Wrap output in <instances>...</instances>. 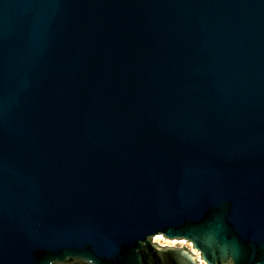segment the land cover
Wrapping results in <instances>:
<instances>
[{"label": "water", "instance_id": "95a60500", "mask_svg": "<svg viewBox=\"0 0 264 264\" xmlns=\"http://www.w3.org/2000/svg\"><path fill=\"white\" fill-rule=\"evenodd\" d=\"M264 264V0H0V264Z\"/></svg>", "mask_w": 264, "mask_h": 264}, {"label": "bare ground", "instance_id": "6f19581e", "mask_svg": "<svg viewBox=\"0 0 264 264\" xmlns=\"http://www.w3.org/2000/svg\"><path fill=\"white\" fill-rule=\"evenodd\" d=\"M156 237V236H155ZM169 240V239H168ZM166 240V238H164L161 234L159 236H157L155 238V241L156 242H161V241H166L167 244H164L165 247H171V248H175V246L177 244H180V243H187L185 241H178V240ZM190 251H192V254L195 255L200 263L201 259H200V255L198 252H196L192 247L191 245L189 244V248H188ZM201 264H204L202 261H201Z\"/></svg>", "mask_w": 264, "mask_h": 264}, {"label": "rangeland", "instance_id": "374dc122", "mask_svg": "<svg viewBox=\"0 0 264 264\" xmlns=\"http://www.w3.org/2000/svg\"><path fill=\"white\" fill-rule=\"evenodd\" d=\"M157 236H159V235H157ZM156 236V237H157ZM164 238H166L164 235H162ZM156 237H154L153 239H152V242L153 243H156V244H158L160 247H165L164 246V244H167V242L166 241H161V242H156L155 241V238ZM166 240H168L167 238H166ZM169 240H171V239H169ZM168 240V241H169ZM174 240H178V241H185V242H187V243H180V244H177L176 246H175V248H184V249H188L189 248V244L191 245V247L193 248V244L192 243H190L188 240H185V239H174ZM189 250V249H188ZM192 252V251H191ZM199 253V255H200V259H201V261L204 263V264H207L204 260H202V258H201V253L200 252H198ZM198 260V259H197ZM201 261H200V263L199 264H201ZM199 262V261H198Z\"/></svg>", "mask_w": 264, "mask_h": 264}]
</instances>
